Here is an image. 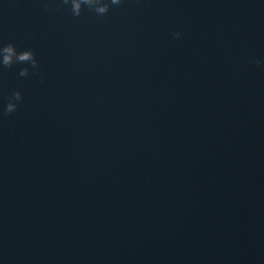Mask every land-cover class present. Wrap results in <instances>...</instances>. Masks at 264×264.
I'll return each instance as SVG.
<instances>
[{
    "label": "water",
    "instance_id": "water-1",
    "mask_svg": "<svg viewBox=\"0 0 264 264\" xmlns=\"http://www.w3.org/2000/svg\"><path fill=\"white\" fill-rule=\"evenodd\" d=\"M8 43L0 264H264V0H0Z\"/></svg>",
    "mask_w": 264,
    "mask_h": 264
},
{
    "label": "clouds",
    "instance_id": "clouds-1",
    "mask_svg": "<svg viewBox=\"0 0 264 264\" xmlns=\"http://www.w3.org/2000/svg\"><path fill=\"white\" fill-rule=\"evenodd\" d=\"M122 0H59V3L65 6L70 5V11L73 16H79L82 8H87L89 11L95 12L98 15H105L108 13L110 6H119ZM45 11H52L53 8L49 3L44 4ZM55 11H61L59 5L55 8ZM180 33H174L173 38L178 39ZM250 64L259 65L260 61L256 59H250ZM14 64H28L33 70L38 69L39 64L35 58V54L32 50H24L18 52L15 46L11 43L0 46V68H11ZM29 74L28 67L21 68L19 75L25 77ZM22 100L21 93L14 91L8 98V102L4 107L0 115L8 116L14 113L18 107V102Z\"/></svg>",
    "mask_w": 264,
    "mask_h": 264
}]
</instances>
